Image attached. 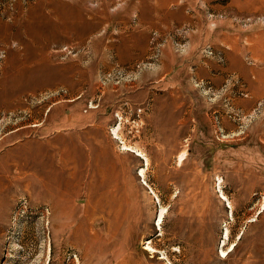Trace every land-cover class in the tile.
<instances>
[{
	"label": "rangeland",
	"instance_id": "374dc122",
	"mask_svg": "<svg viewBox=\"0 0 264 264\" xmlns=\"http://www.w3.org/2000/svg\"><path fill=\"white\" fill-rule=\"evenodd\" d=\"M261 38L264 0H0V264H264Z\"/></svg>",
	"mask_w": 264,
	"mask_h": 264
},
{
	"label": "bare ground",
	"instance_id": "6f19581e",
	"mask_svg": "<svg viewBox=\"0 0 264 264\" xmlns=\"http://www.w3.org/2000/svg\"><path fill=\"white\" fill-rule=\"evenodd\" d=\"M260 40L262 42V40H264V39L261 38V39L257 40L258 41L257 47L260 45L259 44ZM260 48H262V47L260 46ZM137 155L141 156L139 152ZM180 158H182V156ZM65 167H66V162L64 161L63 163L60 164L61 171L64 172ZM142 173H143V170H141V174ZM61 182H62V180H61ZM63 183H64V181H63ZM65 183H66V187H64V188H60L58 186L51 188L48 185H46L44 182L39 183V188L42 190L41 191L42 196L44 198L48 197L51 200L50 204H52V206L54 208V213H56L57 217H60V219H63L62 221L60 220V223H59V226L63 227V229H66L69 224L71 225V223H69V224L66 223L65 220L70 218L72 215V207L70 206V200L73 198V194H74V189H71L70 187H68L69 182L66 181ZM161 217H162V212L159 213V215L157 217L156 224H159ZM223 254H224V252H223Z\"/></svg>",
	"mask_w": 264,
	"mask_h": 264
}]
</instances>
